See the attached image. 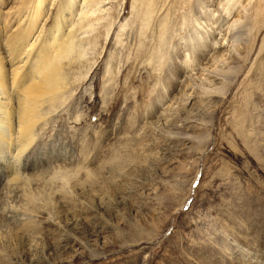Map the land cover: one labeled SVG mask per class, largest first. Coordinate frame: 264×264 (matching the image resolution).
<instances>
[{
	"label": "rangeland",
	"instance_id": "obj_1",
	"mask_svg": "<svg viewBox=\"0 0 264 264\" xmlns=\"http://www.w3.org/2000/svg\"><path fill=\"white\" fill-rule=\"evenodd\" d=\"M21 1L0 4L10 76ZM108 1L33 143L0 149V264H264V0H241L230 62L220 0Z\"/></svg>",
	"mask_w": 264,
	"mask_h": 264
},
{
	"label": "bare ground",
	"instance_id": "obj_2",
	"mask_svg": "<svg viewBox=\"0 0 264 264\" xmlns=\"http://www.w3.org/2000/svg\"><path fill=\"white\" fill-rule=\"evenodd\" d=\"M4 1L1 0L0 4L4 3ZM46 1H21L19 4L20 8H18L19 14L27 13V16L20 33L18 32L19 37L11 44L12 47L16 46L12 60L16 65L11 72V76L7 75L5 68L0 64V93L11 100V94L7 95L10 92V86H8L10 84L13 90H17L18 99L20 100L18 104V120L16 122L18 128H14L11 123L13 128L9 130L10 133H7L5 127L7 128V123L13 111L7 107L10 102H3L0 99V149L12 146L14 142L11 141L14 139V134L17 133L15 136L17 143H19L17 151L19 156L33 143L36 130L40 128L42 120L49 112L46 111L47 106H53L55 101L59 102L57 100L65 94L64 91L67 87L65 82L66 61H72L75 57L83 55V51L81 52L80 50L82 40L78 36L87 32V29L94 24L93 21L95 19L99 20L103 17L101 14H99L101 16H97V14L101 13V11L103 12L104 8H102L101 4L104 5L108 0H58L55 6L56 16L53 23L47 30H41L35 40L30 42L31 37L35 34L33 31L44 13ZM110 1L112 0L108 2ZM136 2L138 0H133L132 6H135ZM218 3L219 6L217 5V7L221 8L220 11L222 13L221 16L219 15L220 19L222 17L219 28L224 31V35H222V31H219L222 37L215 41L216 45H213L216 49L218 48V54L215 59L220 62H230L233 57V51L230 45L231 37L228 34L230 33V28H232L231 26L234 27L241 23L240 12L246 4L241 3V0H220ZM78 6L80 8H77ZM77 10L79 16L77 21L74 22V14ZM96 12H98L96 17H93ZM219 23H217V26L214 25V27L216 26L217 28ZM239 36L240 32L238 31L234 37L238 39ZM202 39L201 35L200 38H196L194 41ZM215 51L217 52V50ZM191 57L190 54H187L186 67L191 66L188 61L191 60ZM215 59H213V63H215ZM202 64H206V62ZM210 66L212 65H207L206 67L202 65L200 68L203 70Z\"/></svg>",
	"mask_w": 264,
	"mask_h": 264
}]
</instances>
